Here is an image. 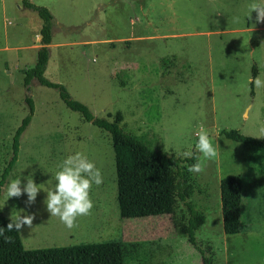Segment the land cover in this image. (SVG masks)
Instances as JSON below:
<instances>
[{
    "label": "rangeland",
    "instance_id": "obj_1",
    "mask_svg": "<svg viewBox=\"0 0 264 264\" xmlns=\"http://www.w3.org/2000/svg\"><path fill=\"white\" fill-rule=\"evenodd\" d=\"M32 2L53 16L45 76L61 83L94 116L113 120L120 111L126 130L144 133L154 141L152 148L181 157L201 126L209 130L220 149L214 159L195 161L203 171L192 173L190 200L205 215L196 238L210 245L213 264H264V161L220 134L237 129L257 138L264 128V88L248 83L249 75L264 79V21L256 22L255 11L247 17L250 5L260 0ZM40 27L39 16L23 8L21 0H0V175L11 155L12 136L29 112L26 94L34 105L0 201L9 180L20 175L23 183L31 173L43 183L75 151L100 169L103 182L92 185L93 208L72 229L47 213L43 191L30 205L25 195L9 198L1 210L8 218L15 209L35 215L31 227L18 230L23 246L138 241L143 248L125 264H202L196 249L173 230L169 216L121 222L106 131L70 110L55 88L33 79L26 92L23 71L35 64ZM230 174L248 177L249 183L247 224L235 234L222 227L219 182ZM176 213L186 214V208L179 203Z\"/></svg>",
    "mask_w": 264,
    "mask_h": 264
},
{
    "label": "trees",
    "instance_id": "obj_2",
    "mask_svg": "<svg viewBox=\"0 0 264 264\" xmlns=\"http://www.w3.org/2000/svg\"><path fill=\"white\" fill-rule=\"evenodd\" d=\"M23 8L34 11L41 19L39 44L36 49L34 66L23 71V84L26 92L35 79L39 84L55 88L64 104L80 114L82 119L106 131L111 139L114 152L117 203L121 222L130 218H146L166 215L171 220L173 230L186 238L201 258L202 264H213L210 245H204L196 238V231L205 221L204 212L197 209L190 200L194 191V179L188 171L197 157L184 158L173 152L167 153L152 148L153 140L144 133H137L121 126L123 115L115 112L113 120L108 116H94L89 107L73 99L66 88L45 76L52 42L53 16L48 8L37 5L32 0H21ZM253 76L255 69L253 68ZM252 86V84H250ZM28 114L12 136L11 155L0 175V194L8 174L15 166L22 133L29 124L34 105L26 94ZM227 139L241 142L249 149L254 158L264 161V138L247 136L237 129L221 130ZM150 143H148L147 141ZM222 227L226 234L240 232L247 224L244 214V199L247 196L248 177L230 174L219 182ZM186 208V214L177 215L178 204ZM9 218L0 210V227H5ZM5 240L0 237V264H125L127 258L136 257L142 243L138 241L111 240L87 242L60 247L25 248L19 231L5 229ZM143 248V245H142Z\"/></svg>",
    "mask_w": 264,
    "mask_h": 264
},
{
    "label": "clouds",
    "instance_id": "obj_3",
    "mask_svg": "<svg viewBox=\"0 0 264 264\" xmlns=\"http://www.w3.org/2000/svg\"><path fill=\"white\" fill-rule=\"evenodd\" d=\"M255 11L257 23L264 21V0L250 5L247 17L250 12ZM248 83L256 88H264V79L260 76L248 77ZM257 138L264 137V128L258 130ZM196 141L189 149L182 152L184 158L202 157L204 161L214 159L219 154V146L213 143L209 130L201 126L195 132ZM190 173L199 174L203 171L201 163L196 162L189 166ZM224 178V177H223ZM17 176L8 181L4 187V198L0 201V210L3 209L6 201L11 197L26 196L27 204L34 203L39 192L46 193L44 205L50 216L58 217L68 229L75 226L78 217L87 216L93 208V201L89 192L93 184L99 186L103 182L100 169L80 151L67 155L58 166V170L43 183H36L32 174L23 177ZM24 209L11 211L9 221L5 227H0V237H4L5 229L9 232L20 230L22 227H31L35 218L34 214H24Z\"/></svg>",
    "mask_w": 264,
    "mask_h": 264
},
{
    "label": "crops",
    "instance_id": "obj_4",
    "mask_svg": "<svg viewBox=\"0 0 264 264\" xmlns=\"http://www.w3.org/2000/svg\"><path fill=\"white\" fill-rule=\"evenodd\" d=\"M35 36H39V35H38L37 33H35ZM51 44H52V42H51ZM51 44H49V45H48V47H50V46H51Z\"/></svg>",
    "mask_w": 264,
    "mask_h": 264
}]
</instances>
